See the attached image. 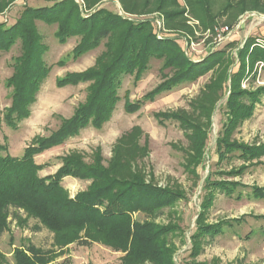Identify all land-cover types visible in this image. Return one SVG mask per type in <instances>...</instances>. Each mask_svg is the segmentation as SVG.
Masks as SVG:
<instances>
[{"label":"rangeland","instance_id":"374dc122","mask_svg":"<svg viewBox=\"0 0 264 264\" xmlns=\"http://www.w3.org/2000/svg\"><path fill=\"white\" fill-rule=\"evenodd\" d=\"M12 0H0V4ZM67 0H15L9 8L0 10V24L13 27L28 8L52 7ZM78 11L88 16L99 10H108L132 22L150 21L152 31L161 40H175L194 62L225 52L224 63L196 81L176 87L160 95L154 102L143 103L139 110L130 112L127 104L137 103L175 74L166 60L152 58L141 80L136 73L125 75L118 89L117 104L102 128L86 126L75 136L61 144L53 145L36 155L34 161L43 169L41 178L54 176L63 166V158L80 159L87 166L101 162L105 168L119 164L120 175H138L145 181L169 188L184 195V199L162 213L150 218L144 213L135 215L140 222L150 221L169 227L168 246L175 264H264V201L249 199L251 191L228 196L215 191L210 208L207 203L210 188L206 181L238 182L245 186L264 188V154L245 160L239 153L226 151L223 142L249 146H264V94L255 105L251 118L229 126L230 109L227 101L231 90L257 92L264 88V65L258 62L251 68L246 60L248 76L236 82L241 68L238 58L249 39H264V11L240 13L227 6V0H212L213 13L218 17L215 27L235 29L223 42H218L210 28H205L187 9L185 0H179L182 16L168 21L156 11V0H69ZM235 3L236 0H229ZM264 7V0H263ZM38 33L45 46L43 61L46 75L40 81L34 101L29 105L30 115L8 125L5 117L13 105V88L8 80L15 74L19 60L24 57L22 40H17L10 50H0V144L7 146L14 158H22L35 142L49 139L70 120L90 98L94 81L59 87L58 81L68 74L99 70L107 41L92 47L82 55H75L82 41L81 36H71L65 42L57 36L59 23L35 20ZM208 26V25H207ZM214 27V28H215ZM225 73L231 75L228 80ZM249 104L248 99L244 100ZM158 114H173L176 118L157 119ZM205 140L200 161L196 159V136ZM230 148V149H229ZM64 188L74 198L86 191L91 181L67 177ZM11 217L7 231L0 237V251L8 264H16V248L32 245L51 252V264H121L124 254L92 242L80 234L73 243L64 245L57 234L40 223L33 214L10 208ZM245 218L241 224L236 220ZM229 223H232L230 225ZM219 227L223 233L215 237H202L203 227ZM153 264V263H144Z\"/></svg>","mask_w":264,"mask_h":264},{"label":"trees","instance_id":"16d2710c","mask_svg":"<svg viewBox=\"0 0 264 264\" xmlns=\"http://www.w3.org/2000/svg\"><path fill=\"white\" fill-rule=\"evenodd\" d=\"M14 1L0 4V10L9 8ZM227 1V6L218 14L230 8L237 9L240 13L264 11L263 0H236L234 4ZM212 2L185 0V5L201 25L213 31L218 14L213 13ZM156 3V11L163 14L167 22L185 13L179 11V0H156ZM38 19L58 22L57 36L61 42L71 36H81L82 41L76 48L75 55L86 53L102 41H107L108 50L102 57L99 70L68 74L58 81L59 87L88 81H94L95 84L91 88L89 101L79 107L70 120H65L56 134L35 142L22 158L12 157L7 146L0 144V237L8 229L10 208L13 207L33 214L41 224L57 234L64 245L76 242L80 234L84 233L89 241L101 242L122 252L124 256L121 264H175L168 246L171 229L150 221H137L135 215L144 213L153 218L165 208L173 207L184 199L183 194L147 182L135 174L120 175L117 168V165L120 167L119 164H113L109 168H105L101 162L87 166L73 157L63 158V166L54 176L41 178L39 172L43 167L35 163L34 157L77 135L86 126L102 128L117 104L122 78L136 73L135 79L141 80L152 58L166 60V65L172 67L175 74L145 95L142 101L127 104L130 112L139 110L143 103L154 102L160 95L170 93L180 85L196 81L216 65L224 63L225 52L194 62L178 46L177 41L158 38L150 27V21L132 22L104 9L85 17L69 0L43 9L28 8L13 27L7 28L0 24V50H10L18 39L22 40L24 48V57L19 60L15 74L8 80L9 87L13 88V105L8 109L5 119L10 126L30 115L29 105L34 101L40 81L46 75L43 61L46 49L42 44L43 37L34 24ZM238 58L241 61L240 71L231 77V82L236 87V82L249 75L246 70L247 59L251 60V68L258 62L264 65V39H249L243 49L239 50ZM230 76L225 73L227 80ZM262 94L264 88L257 92L233 88L227 101L230 109L229 126L234 127L239 121L251 118ZM245 99L250 103L245 104ZM171 117L176 118L173 114L156 115L161 123L163 118ZM196 140V159L200 161L205 140L201 135L196 136ZM223 144L231 148L226 151L239 153L245 160L264 154V146L239 143L230 145L227 142ZM67 177L91 181V185L72 198L62 185ZM206 184L211 190L207 203L203 206L205 209L212 206L215 191L232 196L239 189H248L251 191L246 194L249 199L264 201V188L249 187L238 182L214 183L210 180ZM242 197L243 193L239 192L238 199ZM255 219L264 220V217ZM244 221L245 218L234 223L241 224ZM199 233L202 237H215L223 231L219 227L206 226ZM14 260L16 264H51L53 257L51 252L30 245L28 248H16ZM0 264H8L1 251Z\"/></svg>","mask_w":264,"mask_h":264},{"label":"built area","instance_id":"2783aa9c","mask_svg":"<svg viewBox=\"0 0 264 264\" xmlns=\"http://www.w3.org/2000/svg\"><path fill=\"white\" fill-rule=\"evenodd\" d=\"M234 30H235L234 28L230 29L228 27L226 28L215 27L213 30V34L218 42H223L225 40V37L232 34Z\"/></svg>","mask_w":264,"mask_h":264}]
</instances>
